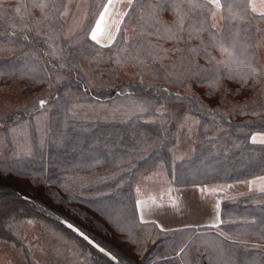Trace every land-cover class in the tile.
Listing matches in <instances>:
<instances>
[{"label":"trees","instance_id":"obj_1","mask_svg":"<svg viewBox=\"0 0 264 264\" xmlns=\"http://www.w3.org/2000/svg\"><path fill=\"white\" fill-rule=\"evenodd\" d=\"M48 2L46 11L58 16L66 0H58L60 6L56 10L52 9L51 0ZM100 2L90 0L87 18L81 26L88 33ZM157 2L137 0L138 5L145 6ZM24 4L28 5L27 9ZM18 7L19 13L16 12ZM148 11L144 9L145 13ZM139 15L137 8L130 18H125L123 27L130 38L127 46L118 39L111 48H102L85 39V33L79 32L80 27L75 31L76 39L57 41L63 48L62 52L57 50L58 59L43 54L48 49L37 42L35 29L25 33L29 36L27 41L12 38L13 43L9 44L6 38L0 37V87L20 84L24 99L23 105L0 109V115L9 113L10 125L19 117L17 123L26 124L32 139L30 154L11 157L13 139L5 133L9 143L4 150L9 155L0 158V240L18 250L23 264H66L69 259L74 260L70 261L74 262L72 264L79 261L83 264H192L198 255L196 247L204 252L199 264H264V239L261 238L264 235V192L224 199L221 211L225 223L213 231L196 232L192 227H185L161 232L155 223L141 222L135 206V183L142 171L157 165L164 166L175 185L225 184L264 174V144L251 142L254 133L264 132V83L253 89L252 80L247 85H242L238 79L225 80L223 87L213 90L208 81L202 82L196 76L186 78L183 73L190 66L210 67L203 55L197 58L189 51L201 46L200 39L177 44L141 37L143 21ZM207 15L206 11L203 15L197 13L195 19H204ZM21 16H28L30 23L44 20V13L32 7V0H0V17L3 18L0 30L7 24H19ZM158 18L168 25L175 20L171 10L159 13ZM48 23L44 20V25ZM211 23L209 18L206 27L210 29ZM65 26L63 18V26L56 25L58 35L69 36ZM257 27L264 30V21L254 19L250 24L221 21L211 31L219 34L222 30L220 38L225 42L231 41L238 32L235 38L242 48L260 41L259 32L264 39V31L258 32ZM149 39L156 50L148 46ZM202 39L210 42V32H203ZM141 44L143 49L139 47ZM124 47L127 51L122 50ZM161 47L168 50L166 54L158 51ZM137 51L139 57H136ZM207 51L217 61L227 59L217 48L209 47ZM252 51L254 63L264 77L260 47ZM149 52H153L159 64L154 63ZM165 55L166 58L160 59ZM100 57L103 60L98 62ZM59 63L65 64L63 69L55 70L59 82L55 76L39 81L41 66L51 68ZM231 67L233 71H240L244 66ZM166 74L182 79L183 83H166L163 79ZM157 87L167 88L173 95L166 101L162 98L155 107L159 108L161 103L177 106L173 112L167 111L170 118L164 124L151 111L140 113L129 107L141 97L151 98ZM122 89L133 92L134 96H118ZM176 93L181 99H176ZM40 99L47 101L43 128L35 122L39 111L34 105L38 106ZM77 104L81 107L73 112ZM253 111L261 115H251ZM184 115L192 116L199 124L193 136L191 156L176 159L175 149ZM101 169L105 174L102 175ZM96 172L99 173L97 178L78 187L69 182L77 175ZM60 217L77 225L111 251L117 261L68 229ZM28 220L39 226L37 239H44V247L39 242L37 247L30 243ZM9 224L13 225L11 229ZM219 231L230 239L218 236ZM189 241L186 253L177 255L179 248ZM210 241L221 246L222 256L219 252L205 250V243ZM58 246L67 251L54 253L52 250Z\"/></svg>","mask_w":264,"mask_h":264},{"label":"snow or ice","instance_id":"obj_2","mask_svg":"<svg viewBox=\"0 0 264 264\" xmlns=\"http://www.w3.org/2000/svg\"><path fill=\"white\" fill-rule=\"evenodd\" d=\"M125 4L126 7L121 11V6ZM51 6L53 10H56L60 4L58 3V0H51ZM23 7L27 9L28 5L24 4ZM32 7H38L44 13V20L49 21V23L44 25V20L30 23L28 16H21L19 24H7L3 30H0V37L6 38L9 44L13 43L12 38H22L27 41L29 40V36L25 35V33H31L35 29L37 42L45 45L48 49V51H44L43 54L58 59L56 56L57 50L62 52L63 48L57 43V41L68 40L69 37L76 39L78 33H76L75 30H72L69 36L62 37L57 34L56 25L60 24L61 27L63 26V18L67 15V12H62L58 16L55 15L54 12L49 14L46 11L49 8L48 0H32ZM64 7L66 8L67 6L65 5ZM137 8L140 9L139 19L143 21L141 24V31L139 32V36L141 37L147 36L149 38H155L156 40H170L177 44L180 42L188 43L194 38L200 39L201 46L199 48H190L189 51L194 53L197 58L203 55L207 59L210 67L201 68L198 64L190 66L189 69L183 73L186 78L192 79L194 76L199 77L202 82L208 81L209 86L213 90H218L223 87V82L225 80L238 79L242 85H247L248 81L252 80L253 89H255L257 85L264 83V77L261 76L259 68L254 63L255 53L252 51L253 48L264 46V39L257 41L255 44H248L241 48L238 47L235 38L239 35L238 32L235 33L231 41L225 42L224 39L220 38L223 35L222 30L219 34L215 31H211L212 29L217 28L218 20L228 21L232 24H236L237 22L250 24V21L254 19L264 21V0H261L260 7H257L256 0H231V2L228 3H224L222 0H158L157 3L146 6L142 4L138 5L137 0H106V2L101 0L97 5L98 11L93 14L95 17V26L90 28V33L86 32L82 27L79 29V32L85 33V39H90L102 48H111L118 39L121 41L122 45L127 46L130 38L127 36L126 28H124L123 25L125 18H130L132 11ZM145 8L149 9L147 13L144 12ZM168 10H171L175 16V20L171 25L162 24L158 18L159 13ZM205 11L208 15L205 16L204 19H195L197 13L203 15ZM16 12H20L19 7L16 9ZM209 18L212 21L210 29L206 27ZM0 19L3 18L0 17ZM40 25H44V27H40ZM45 28L49 29V31H45ZM256 30L258 32L264 31L259 27H257ZM205 31L210 32V42H205L202 39V34ZM147 43L150 48L156 50V45L151 43V39H149ZM139 47L140 49H143L144 45L141 44ZM209 47L217 48L222 54L226 55L227 59L217 61L215 57L207 51ZM122 50L127 51V47H124ZM158 51L166 54L168 50L161 47ZM139 55L140 53L137 51L136 57H139ZM149 56L153 59L154 63L159 64V60H157L153 52H149ZM164 58H166V55L160 57V59ZM102 60L103 57H100L98 62ZM139 62L143 63V59H140ZM235 64L243 65L244 67L240 71H233L231 66ZM64 67V63L53 64L51 68L41 66L40 72L38 73L39 81L44 82L45 80H51L53 76H55L56 82H59L60 78L55 70L63 69ZM193 67L195 68V71H193ZM156 78L159 79L158 76ZM163 79L166 83L174 82L178 85L183 83L182 79L172 76L171 74H166ZM140 82L141 84L143 83L142 78ZM87 91L88 88L85 86L84 92L86 93ZM226 92L227 90L225 89V93ZM117 95L131 98L134 96V93L122 89ZM172 95V93H168L167 88L157 87L151 98L141 97L134 100L129 107L140 113L151 111L158 119H160L161 123L164 124L170 118V114L165 110L163 103L160 104L159 108L155 107V105L159 103L162 98L166 101ZM175 96L177 100L181 99L178 93H176ZM46 105L47 101L45 99H40L38 106L34 105V108L36 111H41L46 109ZM78 107H81V105H74L72 111L75 112V109ZM241 114L247 115L248 113L241 112ZM217 115H219L218 111ZM251 115L259 116L261 113L253 111ZM10 118L11 115L9 113L0 115V129L5 130L6 134L12 136L17 151H27L30 154L31 148L26 139L28 135L26 124L17 123L20 118L16 117V120L10 125L8 123ZM36 118L39 120V116ZM187 120L188 117L185 116V122L181 123L180 127L181 129L187 127L188 132L191 133L192 127L187 124ZM193 124L198 125L199 121H193ZM205 131H207V129H205ZM258 135L260 134L252 135L251 142L253 144L257 142L264 144V136H260V139L258 140ZM207 139H214V137H208ZM261 191H264V187L261 188ZM137 192H139V189H137ZM23 199L27 200V197H24ZM135 206L137 209H142L143 207L140 200L136 201ZM219 207V202H217L212 222L204 225V227L220 229L221 225L225 223V221L220 219ZM140 220L142 223L148 222L144 220L142 214ZM27 223L32 224L33 221L28 220ZM63 223L66 224L68 229H71L74 233H78V235L83 237L85 241H88L89 244H93V241L72 223H68L67 221H63ZM152 223L155 222L153 221ZM8 227L11 229L13 225L9 224ZM157 227L160 228L161 232L166 231V229L160 225H157ZM217 234L218 236L223 237L224 240L230 239V237L223 231H219ZM261 238L264 239V235H262ZM189 243L190 241L184 243V245L179 248L177 255L185 254L189 247ZM94 247H96L99 252L104 253L105 255H110V253L106 252L105 248L100 247L99 244H94ZM204 248L206 251L219 252L221 256L223 255V249L215 241L206 242ZM195 252L198 255L192 260V264H199V257L203 256L204 252H201L200 247H196ZM112 259H115V257H112ZM208 259L211 262L212 257L209 255Z\"/></svg>","mask_w":264,"mask_h":264},{"label":"crops","instance_id":"obj_3","mask_svg":"<svg viewBox=\"0 0 264 264\" xmlns=\"http://www.w3.org/2000/svg\"><path fill=\"white\" fill-rule=\"evenodd\" d=\"M88 5V0H67V7H64L63 12H67L64 19L71 27L68 29L75 30L82 25ZM124 7L126 4L121 6L120 10L123 11ZM70 32H66V34L69 35ZM255 134H260L257 137L258 140L260 136H264V132L261 131L253 135ZM170 183L171 189L163 190L157 194H143L137 198L143 205L142 209H138L139 217L142 214L145 221H154L156 225H160L166 230L192 227L196 232L213 231L214 228L204 227V225L212 222L217 202L220 205V219L223 220L221 209L224 199L264 192L261 191V188L264 187V174L210 188L205 186L209 184L175 185L171 181Z\"/></svg>","mask_w":264,"mask_h":264},{"label":"rangeland","instance_id":"obj_4","mask_svg":"<svg viewBox=\"0 0 264 264\" xmlns=\"http://www.w3.org/2000/svg\"><path fill=\"white\" fill-rule=\"evenodd\" d=\"M66 2H67V0H66ZM66 2L64 4V6L66 5ZM88 4L90 5V0H88ZM256 4H257V7H260L261 0H256ZM89 5H88V8H89ZM86 10H88V9H86ZM85 17H87V13H86ZM85 20L86 19L84 18L83 23L85 22ZM220 24H221V21L218 20L217 26ZM81 26L82 25L78 26L77 29H79ZM68 27H69V25H68V22L66 21L65 33L66 32L69 33L70 31L73 30V29H68ZM93 27H94V25H93ZM69 28H71V27H69ZM73 28H75V27H73ZM77 29H75V31ZM259 38H260V40H262L260 32H259ZM260 52H261V56H262L263 66H264V46L260 47ZM23 104H24V99H23L22 88H21L20 84L11 85V86H1L0 87V109L1 110L13 108L14 106H20ZM164 106H165L166 111L171 110L172 112L177 108L176 105H164ZM46 113H47V110L45 109V110L39 111L35 115V122L38 125H40L41 128L44 127V123H45V120L47 118ZM37 116H39V120H37V118H36ZM185 116L188 117L187 124L192 127V131H191V133H189L187 127L183 128V129H181V127H180L179 142H178V145L175 149V158L176 159H183V158L191 156V154H192V145L194 142L193 136H194V133L196 132V125L197 124H193V121H196V120L192 116L184 115V117ZM184 122L185 121L183 118L182 123H184ZM38 133H40V131ZM27 134H28L27 138H26L27 143H28L29 147L31 148L32 139L30 137V130L28 127H27ZM8 135L11 136L10 134H8ZM8 143H9V139H8V136L5 135V130L0 129V158H3V157L5 158L9 155L8 151L4 150V148L8 145ZM11 151H12V153H11L12 155H10L11 157H14L16 155L18 156L19 154L27 152V151H17L15 146H14V142H13V146H12ZM101 172H103L102 175L105 174L104 169H101ZM98 174L99 173L96 172V173H87V174L77 175V177L72 178L69 182H71L74 186L78 187V185H80V184L87 183V182L97 178ZM139 177L140 178L135 183L136 200H137V198H139L143 194H157L159 192H162L163 190L171 189L170 188V186H171L170 180L167 176V173H166V170L164 169V166L161 164L157 165L153 169L142 171ZM205 186L210 188V187H219L221 185L220 184H213V185L209 184V185H205ZM137 189H139V192H137ZM35 226H34V223L27 226L28 227L27 235L30 239V243L33 244L32 245L33 247L39 246V243H41V245H42V243L45 244L43 238L37 239L38 234H39V232H38L39 226H37V224ZM55 244H56V242H54V245ZM42 246L44 247L45 245H42ZM65 250H66L65 247L61 248L58 246L52 251L54 253L64 254ZM70 261H74V260L73 259L66 260V264L70 263ZM72 263H74V262H71L70 264H72ZM0 264H23L21 257L18 254V250L14 249L8 243H6L5 241H2V240H0ZM77 264H83V263L79 261V262H77Z\"/></svg>","mask_w":264,"mask_h":264},{"label":"water","instance_id":"obj_5","mask_svg":"<svg viewBox=\"0 0 264 264\" xmlns=\"http://www.w3.org/2000/svg\"><path fill=\"white\" fill-rule=\"evenodd\" d=\"M60 219V221H61V223H63V221H67L68 223H72L71 221H69V220H67V219H65V218H63V217H60L59 218ZM65 226H66V224L65 223H63ZM76 228H78L80 231H82V232H84L82 229H80L77 225H75L74 223H72ZM85 233V232H84ZM78 234V233H77ZM88 237H89V239H91L92 241H93V244H91L93 247H94V244H99V246L100 247H103V248H105L104 246H102L100 243H98L95 239H93L91 236H89L87 233H85ZM81 237V236H80ZM83 238V237H82ZM88 242V241H87ZM96 248V247H95ZM97 249V248H96ZM98 250V249H97ZM105 251L106 252H108V253H110V255H106L107 257H109L110 259H112V257H115V259H112L113 261H117V258H116V256L111 252V251H109L107 248H105ZM104 254V253H103ZM105 255V254H104Z\"/></svg>","mask_w":264,"mask_h":264}]
</instances>
